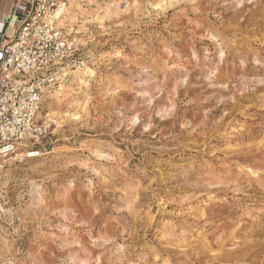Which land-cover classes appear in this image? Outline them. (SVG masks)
Returning a JSON list of instances; mask_svg holds the SVG:
<instances>
[{
    "label": "rangeland",
    "instance_id": "obj_1",
    "mask_svg": "<svg viewBox=\"0 0 264 264\" xmlns=\"http://www.w3.org/2000/svg\"><path fill=\"white\" fill-rule=\"evenodd\" d=\"M65 14L42 153L0 169V264H264V0Z\"/></svg>",
    "mask_w": 264,
    "mask_h": 264
},
{
    "label": "built area",
    "instance_id": "obj_2",
    "mask_svg": "<svg viewBox=\"0 0 264 264\" xmlns=\"http://www.w3.org/2000/svg\"><path fill=\"white\" fill-rule=\"evenodd\" d=\"M68 0H13L0 33V169L41 155L50 124L40 117L46 94L64 78L77 51L60 22Z\"/></svg>",
    "mask_w": 264,
    "mask_h": 264
},
{
    "label": "crops",
    "instance_id": "obj_3",
    "mask_svg": "<svg viewBox=\"0 0 264 264\" xmlns=\"http://www.w3.org/2000/svg\"><path fill=\"white\" fill-rule=\"evenodd\" d=\"M13 0H0V33L4 27V21L8 17Z\"/></svg>",
    "mask_w": 264,
    "mask_h": 264
},
{
    "label": "bare ground",
    "instance_id": "obj_4",
    "mask_svg": "<svg viewBox=\"0 0 264 264\" xmlns=\"http://www.w3.org/2000/svg\"><path fill=\"white\" fill-rule=\"evenodd\" d=\"M65 13H67V8L65 9L63 16L66 15ZM62 89H63V86H59V89H57V90L55 91L54 94L56 95V97H58V93H59L60 91H62ZM50 96H51V94H50Z\"/></svg>",
    "mask_w": 264,
    "mask_h": 264
}]
</instances>
